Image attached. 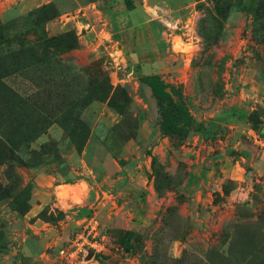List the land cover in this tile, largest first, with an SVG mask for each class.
<instances>
[{
  "label": "rangeland",
  "instance_id": "1",
  "mask_svg": "<svg viewBox=\"0 0 264 264\" xmlns=\"http://www.w3.org/2000/svg\"><path fill=\"white\" fill-rule=\"evenodd\" d=\"M136 1L150 25L120 30L0 0V264H59L89 218L111 254L86 264H264V0Z\"/></svg>",
  "mask_w": 264,
  "mask_h": 264
},
{
  "label": "trees",
  "instance_id": "2",
  "mask_svg": "<svg viewBox=\"0 0 264 264\" xmlns=\"http://www.w3.org/2000/svg\"><path fill=\"white\" fill-rule=\"evenodd\" d=\"M126 4L128 8L134 7L131 0H126ZM143 80L156 99L161 133L165 136L185 138L191 131L195 118L182 93L160 74L145 75ZM167 87H171L172 92L167 91ZM248 118L254 124V113L251 112ZM134 235V230H126L122 239V245L126 251L131 249Z\"/></svg>",
  "mask_w": 264,
  "mask_h": 264
},
{
  "label": "crops",
  "instance_id": "3",
  "mask_svg": "<svg viewBox=\"0 0 264 264\" xmlns=\"http://www.w3.org/2000/svg\"><path fill=\"white\" fill-rule=\"evenodd\" d=\"M19 2L23 10L28 11L40 3V0H11ZM54 2L59 10L69 15V18H87L96 20L101 17H108L114 24L119 26L120 30L125 28L126 24L133 22L134 26L150 25V17L146 11L139 7L136 0H131L133 8H128L126 0H47ZM70 1V2H69ZM70 4H75V10H69ZM153 19V18H152ZM118 23V24H117ZM91 24V23H90ZM93 26V24L91 25Z\"/></svg>",
  "mask_w": 264,
  "mask_h": 264
},
{
  "label": "built area",
  "instance_id": "4",
  "mask_svg": "<svg viewBox=\"0 0 264 264\" xmlns=\"http://www.w3.org/2000/svg\"><path fill=\"white\" fill-rule=\"evenodd\" d=\"M108 245V246H107ZM111 237L95 218L84 221L79 230L57 252L59 264H86L111 254ZM92 255L89 257V254Z\"/></svg>",
  "mask_w": 264,
  "mask_h": 264
},
{
  "label": "water",
  "instance_id": "5",
  "mask_svg": "<svg viewBox=\"0 0 264 264\" xmlns=\"http://www.w3.org/2000/svg\"><path fill=\"white\" fill-rule=\"evenodd\" d=\"M166 90L169 91V92H172L171 87H167ZM91 255H92V253L89 254V257H90Z\"/></svg>",
  "mask_w": 264,
  "mask_h": 264
}]
</instances>
